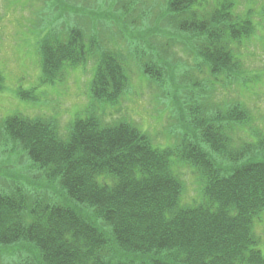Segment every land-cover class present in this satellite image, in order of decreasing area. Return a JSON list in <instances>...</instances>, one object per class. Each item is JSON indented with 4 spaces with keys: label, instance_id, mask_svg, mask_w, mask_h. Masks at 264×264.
<instances>
[{
    "label": "trees",
    "instance_id": "trees-1",
    "mask_svg": "<svg viewBox=\"0 0 264 264\" xmlns=\"http://www.w3.org/2000/svg\"><path fill=\"white\" fill-rule=\"evenodd\" d=\"M199 1L170 0L169 24L200 36L198 52L210 75L224 76L226 86L239 75L236 45L255 24L236 16L232 3L206 15L196 7ZM64 21L49 23L39 44L44 84L84 63L96 45L93 39L88 48V31L79 21L66 32ZM143 68L164 85V66L150 59ZM2 81L0 73V89ZM128 86L123 57L104 51L91 83L94 100L115 104ZM34 91L21 89L19 96L37 100ZM247 116L240 103L232 104L215 120L196 121V133L166 148L127 121L102 124L94 113L76 118L65 137L52 120L7 118L1 143L12 135L59 193L32 192L20 180L0 191V245L28 241L36 247L38 256L15 264H264L255 232L264 212V136L232 147L233 128ZM174 158L201 176L199 200L182 203Z\"/></svg>",
    "mask_w": 264,
    "mask_h": 264
},
{
    "label": "rangeland",
    "instance_id": "rangeland-1",
    "mask_svg": "<svg viewBox=\"0 0 264 264\" xmlns=\"http://www.w3.org/2000/svg\"><path fill=\"white\" fill-rule=\"evenodd\" d=\"M224 1L232 3L240 19L248 17L255 24L253 34L236 45L239 75L226 86L224 76L216 80L210 75L209 65L198 52L203 44L200 36L169 24L170 0H0V128L7 118L17 115L52 120L65 137L76 118L94 113L102 124L127 121L147 133L155 146L166 148L196 133V121L215 120L219 111L240 103L248 116L233 128L232 147L257 144L264 136V0H200L196 7L207 15ZM62 21L60 28L65 32L79 21L88 31V48L93 39L96 45L84 63L69 66L59 81L44 84L39 44L51 29L49 23ZM104 51L123 57L129 79L126 92L115 104L92 97L91 83ZM150 59L166 68L164 85L144 72L143 64ZM21 89H34L37 100H23ZM196 107L199 112L193 111ZM1 141L0 191L20 180L32 192L59 193L53 190L58 189L53 181L42 178L12 135ZM255 158L263 160L262 153ZM177 160L173 159L184 185L182 203H193L200 197L201 176ZM255 232L264 253V212L255 221ZM38 254L28 241L0 245V264H15Z\"/></svg>",
    "mask_w": 264,
    "mask_h": 264
}]
</instances>
